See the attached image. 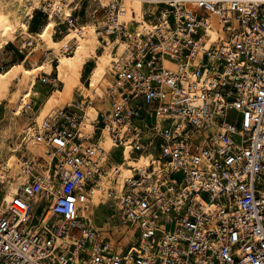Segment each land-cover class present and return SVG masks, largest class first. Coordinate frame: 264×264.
<instances>
[{
	"label": "built area",
	"instance_id": "obj_1",
	"mask_svg": "<svg viewBox=\"0 0 264 264\" xmlns=\"http://www.w3.org/2000/svg\"><path fill=\"white\" fill-rule=\"evenodd\" d=\"M60 1L57 20L78 30L82 0ZM121 1L99 3L115 59L93 133L74 104L58 122L29 113L19 201L2 204L0 175V264H264V0H142L141 37L117 24ZM106 129L114 151L149 163L108 188L97 225Z\"/></svg>",
	"mask_w": 264,
	"mask_h": 264
},
{
	"label": "rangeland",
	"instance_id": "obj_2",
	"mask_svg": "<svg viewBox=\"0 0 264 264\" xmlns=\"http://www.w3.org/2000/svg\"><path fill=\"white\" fill-rule=\"evenodd\" d=\"M81 2H83V4L82 6H80V9L77 11L76 15L78 16L79 23H81L80 26H83L85 30L88 32L90 30L91 25H93V23L96 24V22L98 23L102 22L103 12L100 10L98 0H82ZM68 11H69V7H68ZM140 19L142 20L145 19L144 13H142ZM134 21L136 22L135 26H137L140 20L134 19ZM25 25L26 28L24 30V33H21L23 30H20L18 28L16 30L17 37L11 41H5L3 38L0 37V168L7 161V157H9L12 153H15L17 156H19L16 151H12L13 149L17 148L19 139L22 137V134L19 135L18 137V135L16 134L17 131L15 132L16 130L15 128H18L16 127L19 116L17 114H20L21 105L24 102V100L27 101V99L31 97L32 86L36 80V79L34 80V78L37 74L46 76L49 79L54 77L56 79L53 86L49 85L46 88L47 93H45V95L48 94V96L41 102L39 106L37 113L40 116L38 120L44 117L46 109L51 105L53 100L58 95L59 91L65 88V84L61 82V78L63 77L62 70L64 65H69V67L76 72L78 77L76 78L75 81L79 79L82 73L80 82L83 85L78 84L80 85V87L79 86L75 87L74 86L75 81H73L70 88V94L67 100L64 101L62 104V112L65 106L71 105V102L74 101L72 100V94L74 88L83 91L84 92L83 96L87 97L88 102H91V104L79 106L83 108L84 114H86L85 117H82L83 122L82 124H80L83 125L82 127H87V126L93 127V121L96 119L94 113L93 101L95 100L99 101V98L106 94L104 92H99L98 90L94 91L96 93L95 100H92L93 89L91 88V83L93 81V78L98 74L101 68V64L104 61L103 58L104 49L103 50L99 49V47L101 46L100 39L101 38L106 39V36L103 35L99 37L98 40H100L99 41L100 43H93L88 37L86 41V46L83 48V50H81L80 47L74 43L73 40L70 43L66 44L65 46V42L60 43V41L66 34L71 32L70 27L66 23L58 21L56 15L51 16L48 13L46 14L40 8L32 10V13L25 19ZM28 32H30L31 36H34L36 45L37 43H40L43 47L40 46L36 51H34V53H31L28 63L27 64L25 63L24 66L27 69H30L26 82L28 89L26 94L22 97L21 101L18 103V105L14 109H12L8 105L7 101L10 94L15 89L16 80L19 71L23 65L22 61H24L27 53H29L30 51V48L22 47L20 44L22 36H27ZM103 33L105 34L104 31ZM40 35H43L45 38ZM51 44L55 45L58 48L59 52L57 54L49 53L47 55H44L45 53L43 50L44 47ZM68 47L71 48H69V50L67 51ZM52 56H56L57 59ZM63 56L64 58L63 60H61ZM37 59L41 60V62L39 63V67H36L34 69L31 68L30 65L31 61L33 60L37 61ZM47 59H49L48 64L45 65V67H43ZM80 66L81 69H83L84 67L83 72L80 69ZM41 68L45 69V71H42ZM54 70L56 72V75ZM13 81L14 83H12ZM32 110H27L23 113L28 116V114L32 112ZM32 114L36 115L34 113ZM62 118L63 116L61 117L54 116V114H51L49 117H47V119H50L53 122L61 121ZM26 124L27 121L24 123L23 126L19 128L20 133L23 132V129L26 126ZM92 133H93V129H92ZM99 143L104 146L103 151H105V149L108 150L106 165L110 166L111 164L114 165L121 164L122 167L128 170V172L130 171L128 169L130 164L137 165L142 159L149 157L148 155L146 156L144 154H140L135 159L129 158V152H128L129 147L126 143L124 144L125 147L122 148L121 152L119 149L114 151L115 144L110 139L107 133V129L104 131L102 137L99 139ZM120 154H123V156H121ZM143 163L144 162L139 164L140 167L144 166ZM109 166H105L104 169L108 168ZM9 175H10L9 172L7 171L6 179L10 178ZM121 176L122 174L120 173L118 179H120ZM5 183L6 180L4 181L3 186H5ZM106 199L102 201L104 202L106 201ZM102 201H99L98 205ZM39 210L40 208H38V212ZM110 211L111 210L107 207V204L104 205L101 204L99 207L94 209L92 220L94 221L95 224L101 225L106 220Z\"/></svg>",
	"mask_w": 264,
	"mask_h": 264
},
{
	"label": "bare ground",
	"instance_id": "obj_3",
	"mask_svg": "<svg viewBox=\"0 0 264 264\" xmlns=\"http://www.w3.org/2000/svg\"><path fill=\"white\" fill-rule=\"evenodd\" d=\"M98 1L101 4L106 5L110 0H98ZM40 6H42V0H0V24H1L0 37L3 38L5 41H11L17 37L16 30L18 28L20 30H23L21 33H24V30L26 28L25 19L32 13L33 9L40 8ZM68 7L69 4L62 3L60 0H53L46 7L47 10L46 12L51 16L57 14L60 18H64L70 12V8L68 11ZM144 9L145 6L142 0H122L120 2V12L118 14L117 24H123L125 32L130 33L131 36L134 35L137 37H141V35L145 33V31L148 28L151 27L150 22L146 20V18L144 20L140 19L142 13H144ZM134 19L140 21L138 25L134 27L133 32H131L128 30V28H129V24L133 22L132 20ZM103 25L104 22H99V24L93 23V25H91L90 30L88 32L85 30L83 26H80V28L78 27L77 28L78 30L70 28L71 32L66 34L60 41V43L65 42V46H66V44L70 43L73 40L74 43L77 46H79L81 50H83V48L86 46V41L88 37L93 43H100L99 42L100 40H98L99 37L103 35L106 36V39H104L106 40V43L102 44V47H104L103 50L104 61L101 64V68L98 74L93 78V81L91 83V88L93 89L92 100H95L96 93L94 91L98 90L99 92L106 93L105 92L106 86L112 85L111 76L113 73L112 67L115 58L111 57L110 56L111 54L109 55L107 51L108 47L111 46L110 45L111 41L107 33L104 34L103 31L101 30ZM40 46L42 45L40 43H37V45L33 47V51H36ZM126 47H127L126 40H120V41L118 40L117 53L119 57H122L124 55ZM43 50L45 52L44 55H47L49 53L57 54L59 52L58 48L52 44L44 47ZM63 58L64 56L61 58V60H63ZM40 62L41 60L39 59H37V61L34 60L31 61L30 64L31 68L34 69L36 67H39ZM29 70L30 69H27L23 63L16 80L15 89L12 91L7 101L8 105L12 109H14L18 105L22 97L27 92L28 87L26 85V82H27V77L29 75ZM62 72H63V77L61 78V82L65 84V88L59 91L58 95L53 100L51 105L46 109L44 117L40 118L37 121V117L34 115L36 119V124L38 125L41 123V121L44 118L47 119V117H49L51 114L60 117L66 115L62 112V104L64 101L67 100L70 94L71 84L73 83V81L76 80L78 75L72 68L69 67V65H64ZM105 95L100 97L99 100L104 99ZM79 108L83 110L82 107ZM94 113L96 117L95 109H94ZM83 114H84V110H83ZM85 116L86 114L83 115V117ZM82 122L83 120L81 119L80 124H82ZM27 124L24 127L23 132L30 130ZM80 124H79V130L83 133V135L90 136L92 134V127L91 126L82 127L83 125ZM22 136L25 137V134L23 133ZM21 138L19 140H21ZM98 144L104 150V146L99 143V140H98ZM20 146L21 145L18 142L17 148L13 149L12 151H16V149L21 150ZM27 148L28 151H36V148L31 146L30 143ZM107 151H108L107 149L103 151L101 156L102 160L107 159V155H108ZM148 158L142 159L137 165L130 164L128 167V169L130 170L129 172L124 167H122L121 164L118 165L111 164L108 168L104 169L105 172L100 174V179L97 180V184L93 186L91 191L89 192L88 206L91 207L90 208L91 212L94 213V209L101 205V204L98 205L99 201H102L107 198V190L110 186H115L119 188L122 185L124 178L131 174L133 168H140V169L145 168V166L149 163ZM142 162H144L143 163L144 166L140 167L139 164H141ZM21 164H22V159L20 158V156H17L15 153H12L9 157H7V161L0 168V175H2V177L6 180L5 186H3L2 188L3 190L2 204H7L11 201H19V197L17 196L18 186L25 180V175L22 174L21 172ZM7 171L10 174L9 179H6ZM120 173L122 174V176L120 177V179H118ZM36 201L37 198H35L34 202ZM104 203H106V201H104ZM108 217L109 214L107 218Z\"/></svg>",
	"mask_w": 264,
	"mask_h": 264
},
{
	"label": "crops",
	"instance_id": "obj_4",
	"mask_svg": "<svg viewBox=\"0 0 264 264\" xmlns=\"http://www.w3.org/2000/svg\"><path fill=\"white\" fill-rule=\"evenodd\" d=\"M100 3V2H99ZM101 4V3H100ZM69 8H70V6H69ZM96 24H99L98 22L96 23ZM134 25V26H133ZM134 27H135V23H133V22H131L130 24H129V28H128V30L129 31H131V32H133V30H134ZM28 36H30L32 39H33V44H32V46L34 47L35 45H36V43H35V38H34V36H31L30 35V32H28L27 33V36H22V39H24V38H27ZM110 38V41H111V37H109ZM21 39V40H22ZM102 44L103 43H101V46L99 47V49L100 50H103L104 49V47H102ZM111 46L110 47H108V49H107V51H108V53H109V55L111 56V57H113L114 58V56L112 55V51H111V48H112V44H110ZM32 46H30V47H28V48H30V51H29V53H27V55H26V57H25V59H24V61H22L23 63H24V65H25V63L27 64L28 63V61H29V59H30V54L31 53H34V51H33V47ZM115 49H116V51H117V46H115ZM99 51V50H98ZM41 53V52H40ZM41 55V54H40ZM52 57H55L56 58V56H52ZM50 59V58H49ZM49 59H47L46 61H45V64H44V66L43 67H45V65H47L48 64V61H49ZM57 59V58H56ZM90 60V59H89ZM89 60H88V62H89ZM87 62V63H88ZM86 63V64H87ZM85 64V65H86ZM85 65H84V67H85ZM84 67H83V69H84ZM42 69V71H45V69H43V68H41ZM80 69H81V66H80ZM83 69H81L82 70V72H83ZM54 72H55V70H54ZM55 75H56V72H55ZM81 77H82V73H81V76L79 77V79L77 80V81H75L74 82V86L75 87H77V86H79L80 87V85H78V84H81V82H80V79H81ZM42 78H46L47 80H50L49 78H47L46 76H42L41 74L40 75H36L35 76V78H34V80H35V82H34V84H33V86H32V94H31V97L30 98H28L27 100L28 101H30L31 103H32V112H30V113H34V114H36L35 116L37 117V120H38V118H39V116L40 115H38V109H39V106H40V104H41V102L48 96V94L47 95H45V93H47V87L50 85V83H48L47 81H42ZM55 78V77H54ZM12 83H14V81L12 82ZM81 85H83V84H81ZM11 86V85H10ZM51 86V85H50ZM84 95V92L83 91H81L80 89H77V88H74V90H73V94H72V100H74V101H72L71 102V104H74V105H78V106H80V105H87V104H91V102H88V100H87V97H85V96H83ZM24 100V99H23ZM22 100V101H23ZM24 102H25V100H24ZM23 102V103H24ZM94 102V104H93V107H94V109H95V112L97 113V110L98 109H100V108H102V107H104L105 106V104H104V102L102 101V100H99V101H97V100H95V101H93ZM22 103V104H23ZM68 106V105H67ZM67 106H65L64 107V111H66L67 110ZM21 107H22V105H21ZM69 109V108H68ZM17 115H19L18 116V122H17V125H16V127H18V128H15L16 130H15V132H16V134L19 136V133H20V127L21 126H23L24 125V123L27 121V119H28V116L26 115V114H24L23 112H20V114H17ZM29 115V114H28ZM92 129H93V127H92ZM16 135V136H17ZM115 237H117V236H115Z\"/></svg>",
	"mask_w": 264,
	"mask_h": 264
}]
</instances>
